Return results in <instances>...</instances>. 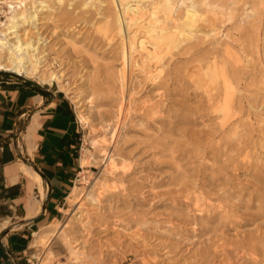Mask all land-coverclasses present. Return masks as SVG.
<instances>
[{
  "label": "rangeland",
  "instance_id": "obj_1",
  "mask_svg": "<svg viewBox=\"0 0 264 264\" xmlns=\"http://www.w3.org/2000/svg\"><path fill=\"white\" fill-rule=\"evenodd\" d=\"M58 1L47 0L38 29L18 33L42 37L61 86L0 70L62 90L83 127L78 197L39 244L43 257L264 264V0H130L166 12L171 38L158 46L151 78L141 64L130 78L127 67L124 91L122 42L138 25L123 19L121 35L113 26L116 12L124 18L119 0ZM194 4L201 17L187 23Z\"/></svg>",
  "mask_w": 264,
  "mask_h": 264
},
{
  "label": "crops",
  "instance_id": "obj_2",
  "mask_svg": "<svg viewBox=\"0 0 264 264\" xmlns=\"http://www.w3.org/2000/svg\"><path fill=\"white\" fill-rule=\"evenodd\" d=\"M82 131L62 90L0 73V264H54L35 236L72 200L87 165Z\"/></svg>",
  "mask_w": 264,
  "mask_h": 264
},
{
  "label": "bare ground",
  "instance_id": "obj_3",
  "mask_svg": "<svg viewBox=\"0 0 264 264\" xmlns=\"http://www.w3.org/2000/svg\"><path fill=\"white\" fill-rule=\"evenodd\" d=\"M28 1L29 0H1L2 3L7 4L10 10L5 13L6 19L3 23H1L0 27V70L11 71L26 78H37L43 83L56 84L60 87L63 82V75L60 73L59 69L54 70L51 67L46 66L47 58L43 47L44 44L42 45V37L39 35L37 38L31 37L25 41L20 38V34L18 33L19 28L23 26L30 25L31 27L38 29L37 20H39V14L43 9L49 7L47 0H31L29 5L27 4ZM61 1L63 0L58 2ZM140 1L142 2L144 0ZM140 1L139 3L132 4L130 3V0H119L117 4H120L122 16L124 18H120L121 14L119 13H121V11L119 10L120 12H116V20H113V26L117 29L120 35L122 33L123 19L127 20V28H130L132 24H136L144 29V32L139 30L138 32L137 26L136 30H129V38L122 42V63L118 71V81L120 82L123 91L129 80L126 73L127 67L130 78L134 75L133 68L135 66L138 67L140 64V68L142 66L141 69L146 72L148 78H151L156 68L152 64V58L157 55L158 46L162 43V41L168 37L171 38V35L165 33L167 30L165 23L167 20L166 12L163 14L161 11L160 13L163 15L160 16L157 10L159 8L157 6H153L152 9L150 8L151 10L148 14L147 12L149 9L147 10L145 5ZM110 2L115 3V0H111ZM101 3L103 2L101 1ZM108 5L106 6L109 7ZM109 9H111V7ZM185 12L187 23L190 19L192 20L196 18L199 20L201 17V13L196 9L195 4L188 6ZM109 15H113V13L111 12ZM190 31L193 30L190 29ZM153 32L155 33V38L153 37L154 41H148L151 39H148V36L152 37ZM147 42H151V48L146 45ZM135 55L138 57L136 58ZM114 132L115 129L113 133ZM107 158L109 159V169L113 170L115 160L112 155H108ZM82 161L83 163H87L86 157ZM77 197L78 194L74 190L72 192V198L76 199ZM56 232L57 224H54V228H49L45 231L36 233L34 243L36 245H39L40 243L46 244L53 235H56ZM41 264H45V261Z\"/></svg>",
  "mask_w": 264,
  "mask_h": 264
},
{
  "label": "built area",
  "instance_id": "obj_4",
  "mask_svg": "<svg viewBox=\"0 0 264 264\" xmlns=\"http://www.w3.org/2000/svg\"><path fill=\"white\" fill-rule=\"evenodd\" d=\"M8 10V7L6 4L2 3L0 0V27H1V23H3L6 19V11Z\"/></svg>",
  "mask_w": 264,
  "mask_h": 264
}]
</instances>
